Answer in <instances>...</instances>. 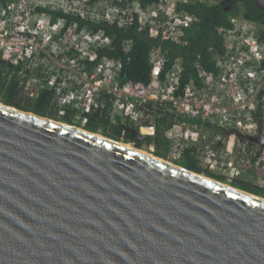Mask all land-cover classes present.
<instances>
[{"label":"water","instance_id":"water-1","mask_svg":"<svg viewBox=\"0 0 264 264\" xmlns=\"http://www.w3.org/2000/svg\"><path fill=\"white\" fill-rule=\"evenodd\" d=\"M124 145L0 103V264H264V199Z\"/></svg>","mask_w":264,"mask_h":264},{"label":"built area","instance_id":"built-area-1","mask_svg":"<svg viewBox=\"0 0 264 264\" xmlns=\"http://www.w3.org/2000/svg\"><path fill=\"white\" fill-rule=\"evenodd\" d=\"M143 1L0 0V62L15 70L26 99L36 101L51 91L58 116L68 115L81 129L91 115L107 110L110 124L123 127L121 139L126 124L150 138L154 127L139 125L144 113H166L168 157L180 159L189 150L207 172L238 181L258 150L237 134L253 137L260 129L264 137V24L233 19V29L223 34L222 56H214L217 74H201L199 87L193 82L182 87L179 60L165 71L160 50L150 53L148 83L122 82L121 61L99 55L111 39L79 22L132 17L151 37L180 43L194 18L177 7L190 0ZM146 148L154 154L152 144Z\"/></svg>","mask_w":264,"mask_h":264},{"label":"trees","instance_id":"trees-1","mask_svg":"<svg viewBox=\"0 0 264 264\" xmlns=\"http://www.w3.org/2000/svg\"><path fill=\"white\" fill-rule=\"evenodd\" d=\"M157 1L144 0L143 4L148 5ZM177 9L194 18L190 28L184 30L180 43L162 41L159 38L151 37L147 31L139 29L137 19L132 17L117 18L112 22L97 24L79 23L81 27H86L94 33H103L111 39V47L102 50L99 55L102 59L121 61L123 69L120 80L122 82L132 80L148 83L151 69L150 53L153 50H160L166 59L165 71L169 70L177 60L181 61L184 70L181 77L182 87L191 82L199 87L201 74L213 76L217 74L214 56H222L224 52L223 34L233 29L232 20L234 18L240 15L244 19L264 24V16L261 11L249 0H190L187 5H178ZM53 16L57 18L61 17V14L54 13ZM68 20L72 19L68 18ZM128 44L129 50L125 51ZM23 85L24 83L17 78L14 69L4 63L0 64V103L19 111L79 128L68 115L58 116L57 108L52 101L51 91L44 90L36 101H29L24 95ZM139 125L154 127V136L141 138L138 142L136 127H129L126 124L127 132L121 139L120 132L123 127L119 123L110 124L107 110L91 115L89 122L83 129L94 134L99 133L116 142L138 144L139 148L152 144L155 147L154 156L168 161L171 132V122L168 115L161 111L148 110L139 121ZM239 141L246 143L241 139ZM248 146L252 147L253 145L248 144ZM179 161L174 164L223 184H229L238 190L264 198L263 151L256 152L247 171L251 172L254 168L256 170L262 169L260 171L262 174L259 175L254 184L240 180L229 182L225 178L207 172L189 150L183 152Z\"/></svg>","mask_w":264,"mask_h":264},{"label":"rangeland","instance_id":"rangeland-1","mask_svg":"<svg viewBox=\"0 0 264 264\" xmlns=\"http://www.w3.org/2000/svg\"><path fill=\"white\" fill-rule=\"evenodd\" d=\"M240 19V18H242V16H240V15H238L236 18H234V19ZM77 124V123H76ZM78 125V124H77ZM77 127V126H76ZM81 129V128H80ZM82 130H84V129H82ZM97 135H99V136H101V137H103L101 134H99V133H97ZM105 138V137H104ZM122 144H125V143H122ZM125 145H128V146H132L133 148H135V149H137L138 151H140V152H144V153H147L148 155H150L148 152H147V148H146V145H144L142 148H139V147H134V145H132V144H125ZM247 148H249V147H247ZM251 149H253V148H251ZM154 156L155 154H151V156ZM180 159H173V158H171V157H169L168 158V161L167 162H169V163H171V164H174L176 161H179ZM180 162V161H179ZM178 162V163H179ZM175 165V164H174ZM262 169L260 168H258V170H256L255 168L253 169V171H251V172H242V176H241V178L239 179L240 181H246V182H250V183H255L256 181H257V179H258V177H259V175L260 174H262L260 171H261ZM226 186H229V187H231V188H234V187H232V186H230L229 184H225ZM234 189H236V188H234ZM238 190V189H237ZM241 191V190H240ZM244 192V191H243ZM249 194V193H248ZM250 195H252V194H250ZM253 196H255V195H253ZM256 197H258V196H256ZM259 198H261V197H259ZM262 199H264V198H262Z\"/></svg>","mask_w":264,"mask_h":264},{"label":"bare ground","instance_id":"bare-ground-1","mask_svg":"<svg viewBox=\"0 0 264 264\" xmlns=\"http://www.w3.org/2000/svg\"><path fill=\"white\" fill-rule=\"evenodd\" d=\"M126 148H129V149H131L132 150V148L130 147V146H128V145H124ZM141 153H143V154H145V155H148L147 153H144V152H141ZM148 156H151V155H148Z\"/></svg>","mask_w":264,"mask_h":264},{"label":"flooded vegetation","instance_id":"flooded-vegetation-1","mask_svg":"<svg viewBox=\"0 0 264 264\" xmlns=\"http://www.w3.org/2000/svg\"><path fill=\"white\" fill-rule=\"evenodd\" d=\"M255 147V146H254ZM256 148V147H255Z\"/></svg>","mask_w":264,"mask_h":264}]
</instances>
